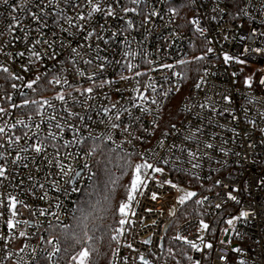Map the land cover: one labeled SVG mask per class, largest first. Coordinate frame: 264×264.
Returning a JSON list of instances; mask_svg holds the SVG:
<instances>
[{
  "label": "built area",
  "instance_id": "2783aa9c",
  "mask_svg": "<svg viewBox=\"0 0 264 264\" xmlns=\"http://www.w3.org/2000/svg\"><path fill=\"white\" fill-rule=\"evenodd\" d=\"M93 2L101 11L88 16V0H0V108L5 110L0 127L6 129L0 134V166L7 170L6 178H0V261L18 264L16 253L27 246L20 253L23 264H57L61 244L49 259L54 247L46 241H59L54 230L71 223L81 194L94 180L93 147L101 142L137 156L139 164L147 159L164 170L151 174L143 195L135 193L130 223L120 226L124 230L117 235L110 264H143L140 256L147 264H264V0H251L250 16L236 15L246 0ZM109 7L113 15H107ZM150 11L158 15L149 17ZM224 54L234 59L225 63ZM201 56V72L185 91L183 65ZM129 63L134 67L129 69ZM247 78L251 87L245 85ZM89 87L93 92L81 95ZM225 95L231 104L224 103ZM206 103L234 110L237 119L200 107ZM104 108L111 111L106 114ZM117 111L120 119L114 120ZM49 132L58 133L57 139H46ZM193 133V139H186ZM9 136L21 139L9 145ZM40 140L47 145L45 152L19 151ZM208 143L214 147H205ZM180 149L199 151L201 166L192 169ZM18 155L24 159L16 160ZM166 180L177 187H160ZM181 186L196 188L190 199L196 214L178 221ZM9 195L22 202L16 205L14 219L21 223L15 230L6 223L12 218ZM241 212L248 215L240 217ZM201 222L208 225L204 234ZM20 231L27 235L19 236ZM170 245L178 246L176 260L168 257ZM6 253L13 255L5 260Z\"/></svg>",
  "mask_w": 264,
  "mask_h": 264
},
{
  "label": "trees",
  "instance_id": "16d2710c",
  "mask_svg": "<svg viewBox=\"0 0 264 264\" xmlns=\"http://www.w3.org/2000/svg\"><path fill=\"white\" fill-rule=\"evenodd\" d=\"M188 14L181 15V22L187 23ZM200 72L201 61L198 59L183 65L185 91L193 88ZM93 152L94 180L81 194L71 223L54 230L61 244L57 264H77L79 253L84 249L89 252L84 264H110L116 241L113 237H117L116 230L121 226L118 221L122 217L118 209L128 196L139 158L101 142L94 144ZM181 181L185 183L188 179L182 177ZM195 207L194 200L180 204L177 220L194 216ZM167 253L171 260H176L180 254L176 245H170ZM73 257L77 259L73 260Z\"/></svg>",
  "mask_w": 264,
  "mask_h": 264
},
{
  "label": "snow or ice",
  "instance_id": "6c2138e0",
  "mask_svg": "<svg viewBox=\"0 0 264 264\" xmlns=\"http://www.w3.org/2000/svg\"><path fill=\"white\" fill-rule=\"evenodd\" d=\"M4 2L6 3L7 0H4ZM131 2L133 4H139L141 2V0H131ZM88 3L92 5V9L88 13V16H91L93 12L101 11L100 7L97 4H95L93 2V0H88ZM252 6L253 5L251 3V0H246L245 7L244 8H241L236 15L237 16H240V15L250 16V12L248 11V9H249V7H252ZM123 10L125 12H128V11H133L134 12V11H136L135 8H133V9L125 8ZM261 10L264 11V4H261ZM170 11H174V10H170ZM107 15H113V12H112V10H111L110 7H109V9L107 11ZM148 15H149V17H151V16H154V15H158V13L155 12V11H150ZM34 18H37V17L34 16ZM78 19L83 20L84 19V16L81 15V16L78 17ZM193 23H198V21H193ZM77 27H79V25H77ZM198 30L201 31V32L203 31V29H198ZM253 34H255V30H253ZM91 35H92V33L90 32L89 33V36H91ZM262 35H264V33H262ZM37 43H39V41H37ZM72 51L73 52H76V49H73ZM207 51L208 52H212L213 49L209 48ZM32 55L35 56V57H37V58H39V53L38 52H33ZM197 59L198 60L199 59H204V57L203 56L197 57ZM233 59L234 58L232 56H230L228 54H224V61H225V63H228L229 61H231ZM239 62L243 63V61H239ZM85 63H90V61H85ZM127 67L129 69H131L134 66L131 63H129L127 65ZM164 67H171V66L170 65H165ZM2 70L4 72H8V69L6 67L3 68ZM136 75H140V73L137 72ZM233 75H235V73ZM37 79H39V78H37ZM89 79H91V77H89ZM34 83H36V81L30 82L27 85V87L31 88L32 87V84H34ZM55 83L60 84L61 81L59 79H57V80H55ZM63 83H67V81L65 80V81H63ZM260 84L261 85H264V79H261ZM245 85L247 87H251V85H252L251 78H247L245 80ZM13 87H16V86L13 85ZM197 87H200V85L198 84ZM92 92H93V89L91 87H89V88L84 89L83 92L81 93V95L90 94ZM165 95H167V93H165ZM58 99L61 100V101H64L65 100V96L64 95H59L58 96ZM140 99L143 100V99H146V98L143 95H141L140 96ZM222 99H223V101H224L225 104H231L232 103V98L230 96L225 95V96H223ZM249 102L251 103V100ZM27 103H29V102L27 100H25V104H27ZM32 103H38V102L32 101ZM47 103H48L47 101L44 102V104H47ZM152 103H156V101L153 100ZM200 107H202V108H211V110L213 112L217 113V114L227 113L230 116H232L233 119H237V117L234 114V110L229 109V108H225V109H223V111H221V110H219V109L215 108L214 106L209 105L207 103L204 104V105H201ZM112 108H115V105H112ZM102 110L106 114L111 111V109H109V108H104ZM141 110L142 111H145V109H141ZM4 111L5 110L3 108H0V113H3ZM123 111H128V110L127 109H123ZM245 111H247V109H245ZM128 114L131 117V112L130 111H129ZM71 115H75V114H71ZM55 119H56L55 116H53V117L50 118V120H55ZM81 119H83V118L81 117ZM113 119L114 120H119L120 119V111H117L116 112V114L114 115ZM134 119H136L138 121L140 118L139 117H136ZM245 119H248V118L245 117ZM248 122L249 123H252L253 125H255V121L254 120H249ZM17 123L23 124V121H18ZM15 126L16 125H11L10 127L14 128ZM218 126H220V125H218ZM36 127H37V129H39V125H36ZM55 127L57 129H62L63 126L60 123H56ZM112 127L113 128H116V127H118V125L115 124V123H113L112 124ZM125 130H127V128ZM199 131H200V129H197L196 130V133H198ZM262 131H264V129H262ZM196 133H193V135L190 136V137H186V139H193V137H195ZM0 134H6V129L4 127H0ZM27 136H28V133H25V137H27ZM57 136H58V133L49 132L48 135H47V137H46V139L56 140L57 139ZM20 139H21V137H19V136H15V137L9 136L8 139H7V143L9 145L18 144L19 141H20ZM76 142L79 143V140H77ZM196 142L199 143V141H196ZM0 147H3V145H0ZM46 147H47V145L45 144V142L43 140H40V141H38L37 143H35L33 145H29L27 147H24V148L19 149V151L20 152L28 151L29 148H30L36 154H40L42 152H45ZM205 147L211 149V148L214 147V145L211 144V143H208V144L205 145ZM180 150L182 152H185V151L187 152L188 157H189L188 163L191 164L192 169H196V168H199L201 166L199 164V162H198L199 157H200L199 151L193 152L190 149H180ZM220 151L221 152H225V150L223 148H221ZM225 154H227V153L225 152ZM0 158H4V154L3 153H0ZM209 158H211V157H209ZM23 159L24 158L21 157V156H19V155L16 157V160H23ZM175 159L176 160H180L181 158L180 157H176ZM13 162L15 163L16 161H13ZM181 162L183 163V161H181ZM164 163L167 164V163H169V161L165 160ZM24 166L27 167V164H25ZM149 170H151V172H149ZM62 171H63V169H62ZM68 171H71V170L69 169ZM163 171L164 170L162 168L156 167L155 166V163H149L147 159H145L142 164H137L135 166L134 177H133V179L131 181V187H130V190L128 192L127 202L121 203V205H120V207L118 209L119 214L122 217L118 221L119 225L123 226L126 223H130V221L127 220V216H128V210L130 208V205H131L132 201L135 199V193H137L139 191L140 194L143 195V191L141 189L142 188H147L148 179H153L154 178L151 174H154V173H163ZM175 171L180 172V171H186V170L185 169H182V168H175ZM6 173H7L6 168L3 167V166H0V178H6ZM63 174L64 175H67L68 172H64ZM77 175H78V173H77ZM216 183L217 184H220L221 182L220 181H217ZM164 184H169V185H171L174 188L177 187L171 181H167V180L164 181L163 183H160L159 186L160 187H163ZM38 187L43 188L44 187V184L43 183H40L38 185ZM225 187H227V185H225ZM76 190L77 189H73V191H76ZM236 190L237 189H233V191H236ZM195 195H196V193H194V192H188L186 195H182V196L179 197V203L181 205H183L187 199H190L191 197H193ZM228 196L233 201H235L237 199L235 196H232L230 193L228 194ZM151 199L156 200L157 199V194L156 193H152L151 194ZM204 199L207 200L208 198L205 197ZM18 203H22V202L17 201V199L14 196L9 195V197H8V207H9V210H10V213H11V217L12 218H10L6 223H7V227L9 229H12V230L17 229L19 227V224L21 223L19 221H15V219H14L15 216L17 215L15 209H16V205ZM196 203L202 204L203 203V200H198V201H196ZM216 207L219 208V207H221V205L220 204H217ZM149 211H151V209H149ZM41 214L43 215V213H41ZM132 215H135V213L133 212ZM247 215L248 214L246 212H241L240 217H246ZM23 223L28 224L29 222L28 221H24ZM228 223L230 225L233 224V220L232 219L228 220ZM201 227L204 228V229H207L208 228V225L203 224V222H201ZM123 230H124L123 227L117 229L116 230L117 231V234L119 235L120 233L123 232ZM18 234L21 237H25L27 235V233L24 232V231H20ZM116 238H117L116 236L113 237V239H116ZM175 239L182 240L184 243L189 244L190 247L193 248V249H196L197 248V245L195 243L191 242V241H188L186 237L177 236V237H175ZM46 243H48L50 245H53V247H54V252L49 256V259H51L52 258V255H55V253H57V252L60 251L59 241H56L54 243L53 240H48V241H46ZM144 243H148V241H144ZM26 247L27 246L22 247L19 250V252L16 253V255L19 257L18 264H23V257L20 256V253H23L25 251V248ZM128 247H131V245H128ZM205 247L208 248V249H211L213 246H212L211 243H208V244L205 245ZM197 250H199V249H197ZM171 251L172 250L169 249V252H171ZM234 251L239 252L241 250L234 249ZM12 255H13L12 253H6L4 259L5 260L10 259ZM88 256H89L88 250L87 249L82 250L79 253V261H78V264H84L85 258H87ZM76 259H77V257H73V260H76ZM139 259L143 262V264H147V261L144 259L143 256H140ZM189 259H191V257H189ZM220 259H226V258L225 257H221ZM0 264H3V261H0ZM197 264H199L198 261H197Z\"/></svg>",
  "mask_w": 264,
  "mask_h": 264
},
{
  "label": "rangeland",
  "instance_id": "374dc122",
  "mask_svg": "<svg viewBox=\"0 0 264 264\" xmlns=\"http://www.w3.org/2000/svg\"><path fill=\"white\" fill-rule=\"evenodd\" d=\"M188 192H194V193H196V195H197V190H196V188L181 186V187H180L179 197L182 196V195H186ZM196 195H195V196H196ZM195 196L191 197L190 199L194 198ZM190 199H187L186 201H188V200H190ZM186 201H185V202H186ZM203 224H206V223L203 222ZM206 225H207V224H206ZM204 230H205V229L201 227V234H204ZM78 261H79V259H78ZM77 264H78V263H77Z\"/></svg>",
  "mask_w": 264,
  "mask_h": 264
}]
</instances>
